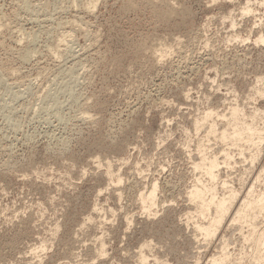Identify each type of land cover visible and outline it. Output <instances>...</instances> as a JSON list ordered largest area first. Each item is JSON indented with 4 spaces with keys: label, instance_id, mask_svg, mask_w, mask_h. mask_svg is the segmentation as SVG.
<instances>
[{
    "label": "rangeland",
    "instance_id": "rangeland-1",
    "mask_svg": "<svg viewBox=\"0 0 264 264\" xmlns=\"http://www.w3.org/2000/svg\"><path fill=\"white\" fill-rule=\"evenodd\" d=\"M23 1L0 0V264H203L223 239L254 264L249 224L205 238L187 195L202 147L218 193L250 177L252 146L217 133L235 103L264 121V0ZM207 109L217 137L194 128Z\"/></svg>",
    "mask_w": 264,
    "mask_h": 264
},
{
    "label": "bare ground",
    "instance_id": "bare-ground-1",
    "mask_svg": "<svg viewBox=\"0 0 264 264\" xmlns=\"http://www.w3.org/2000/svg\"><path fill=\"white\" fill-rule=\"evenodd\" d=\"M95 1L96 0H86L85 7H87V9L88 8L90 9L91 7L94 6ZM22 5L27 6L28 1L24 0L22 2ZM241 10L243 12L250 10V6H248V4H245L241 6ZM63 35H67L69 37L70 34L68 35L63 33L62 39L67 37ZM256 40L264 42V35L258 34ZM161 44L162 46H160L157 49L155 48L156 49L155 51L158 50V53H156L158 56L157 58L160 59H162L161 57L166 55V52H168L167 54H169L170 53L169 48L172 46L174 47L175 45L178 44V42L177 44H175V42L164 41ZM21 55L24 56L25 53L23 52ZM47 95L49 96V98L54 97V96L52 97L51 94H47ZM240 106L241 105L235 103L230 107H228L229 111L227 110L228 111L227 113L224 111L226 113L225 117H223L225 121L223 122V125L221 124L222 127H219L220 130L216 128V121L210 119L211 114L214 113V112L212 113L211 110L214 108H212L211 110L210 109L205 110L202 116L199 115L200 119L195 118L194 120L195 123L194 122L193 123L196 124L194 125V128L196 126V129L198 130L201 126L205 125L204 123L205 121L207 122L208 119L211 120L207 122L208 123L207 129L209 132H211V134L210 133L208 134L212 135L215 131L217 133V131L219 130V132L217 133L219 137L218 139H220L222 143H225V140H228L229 141L228 143L238 145L241 154H243L244 145L252 146L251 152L248 153L252 165H247L244 167V173L250 175V177L246 180V182H244L243 189H241L242 191H237L238 189L230 187L229 185H227L226 181H222L221 182L222 186L224 185V187H226L227 190L222 193H218L216 189L217 187L216 181L218 175L215 169V167H217L218 165L216 159L217 155L209 154V156H206V152H205L206 150H202L203 147L198 144L199 147L196 148L199 149L201 147L202 148L197 151L199 153L198 155L199 159H196V161L193 162V165L194 167L201 168V172L206 176V178H208V181L201 178L200 174L196 176L193 183L190 186V189L188 190L187 198L191 204L193 203L192 204L193 208L199 214L205 217L203 221H196V223L194 224V230L201 233L205 238H212V237L217 238L220 234L221 225L224 226L226 224H229L238 227V226H242L244 223L249 224L250 228L248 232L243 235V237L246 241L249 242L250 248H249V252L248 251L243 252V256H248L252 258L253 261L255 262L254 264H264V230L261 227H259L258 222L256 221L259 215L261 216L264 214V182L261 183L260 187L257 188L258 186L257 182H259L262 176H264V165L258 159L259 156L263 154L261 153V151L263 150L262 146H264V123H263L264 121L261 122L263 123V125H261V123H258L256 116H258V114L260 113H258L257 111L256 114V110L250 114L249 119L245 118L244 110ZM54 108H55V104H54ZM198 126L200 127L197 128ZM215 134H213L212 136L215 137L216 136ZM218 139L216 141H219ZM200 141L201 139L197 142L199 143ZM203 152H205V154ZM222 154L225 155V156L223 155L224 156L223 160L229 156L228 151L226 153H224L223 151ZM255 161H257V163H255ZM227 162L228 161H226V163ZM105 166L107 167V170L105 172L108 175L112 176L113 173L110 170V163L108 161H106ZM119 180L120 177L119 174H117L116 182L118 183ZM156 190H157V184L156 182H152L149 185L148 189L140 192L139 194L140 201L142 207L146 208L145 210H150L154 205ZM226 247H227L226 242L223 239L219 249L220 252L219 253L216 252L217 254H212L211 256H209L203 264H232L231 262H233L234 260L233 258H232L233 261L231 260V254L228 250H226L227 249ZM103 250H104L103 242H100L99 252L101 253L103 252ZM240 255L239 257H241ZM239 257H238L239 260L236 259L238 260V262L236 261L237 264H241L240 261L242 259ZM138 260L141 263L146 260V255L142 252V250H140L139 252Z\"/></svg>",
    "mask_w": 264,
    "mask_h": 264
}]
</instances>
